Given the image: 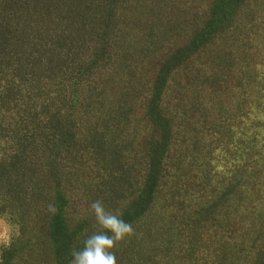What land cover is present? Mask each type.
<instances>
[{"label":"trees","instance_id":"obj_1","mask_svg":"<svg viewBox=\"0 0 264 264\" xmlns=\"http://www.w3.org/2000/svg\"><path fill=\"white\" fill-rule=\"evenodd\" d=\"M96 200L117 264H264V0H0V264H71Z\"/></svg>","mask_w":264,"mask_h":264},{"label":"clouds","instance_id":"obj_2","mask_svg":"<svg viewBox=\"0 0 264 264\" xmlns=\"http://www.w3.org/2000/svg\"><path fill=\"white\" fill-rule=\"evenodd\" d=\"M95 215L96 222L105 230L93 233L84 241L81 250L73 249L71 264H117L115 249L120 242L134 234L131 224L125 222L119 209L114 213L107 211L100 200H96L90 205ZM48 211L55 214L57 207L55 204L48 205ZM0 243L11 244V229L7 224L0 222ZM110 232L111 235L106 234Z\"/></svg>","mask_w":264,"mask_h":264},{"label":"rangeland","instance_id":"obj_3","mask_svg":"<svg viewBox=\"0 0 264 264\" xmlns=\"http://www.w3.org/2000/svg\"><path fill=\"white\" fill-rule=\"evenodd\" d=\"M0 222H3V224H7L9 227H10V229H11V226L6 222V220L3 218V217H1L0 216ZM0 230H2V227H0ZM11 234H12V229H11ZM1 245H3V243H0V247H1Z\"/></svg>","mask_w":264,"mask_h":264}]
</instances>
